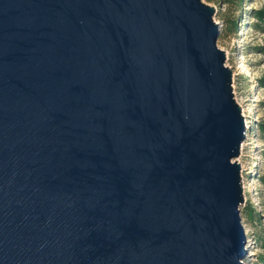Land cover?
Returning a JSON list of instances; mask_svg holds the SVG:
<instances>
[{
	"label": "water",
	"instance_id": "water-1",
	"mask_svg": "<svg viewBox=\"0 0 264 264\" xmlns=\"http://www.w3.org/2000/svg\"><path fill=\"white\" fill-rule=\"evenodd\" d=\"M204 0H0V264H244L245 119Z\"/></svg>",
	"mask_w": 264,
	"mask_h": 264
},
{
	"label": "rangeland",
	"instance_id": "rangeland-1",
	"mask_svg": "<svg viewBox=\"0 0 264 264\" xmlns=\"http://www.w3.org/2000/svg\"><path fill=\"white\" fill-rule=\"evenodd\" d=\"M204 1L219 11L215 3ZM235 17V31L215 19L220 35H226L219 36L218 47L225 51L226 65L233 71L234 96L246 125V137L236 159L244 189L240 209L248 253L242 262L264 264V130L260 128L264 122V0H244Z\"/></svg>",
	"mask_w": 264,
	"mask_h": 264
},
{
	"label": "trees",
	"instance_id": "trees-1",
	"mask_svg": "<svg viewBox=\"0 0 264 264\" xmlns=\"http://www.w3.org/2000/svg\"><path fill=\"white\" fill-rule=\"evenodd\" d=\"M209 2L215 3L219 7V11L216 14V19L223 21L226 27H232V30H236V11H239L242 7L244 0H207ZM221 8H225V11H222ZM224 30V29H223ZM222 30V31H223ZM221 38L226 35H220ZM260 128L264 130V122L260 124Z\"/></svg>",
	"mask_w": 264,
	"mask_h": 264
},
{
	"label": "bare ground",
	"instance_id": "bare-ground-1",
	"mask_svg": "<svg viewBox=\"0 0 264 264\" xmlns=\"http://www.w3.org/2000/svg\"><path fill=\"white\" fill-rule=\"evenodd\" d=\"M246 123H247V121H246ZM242 145H243V144H242ZM240 162H241V160H240ZM245 235H246V233H245ZM246 257H247V256H245V259H246Z\"/></svg>",
	"mask_w": 264,
	"mask_h": 264
}]
</instances>
